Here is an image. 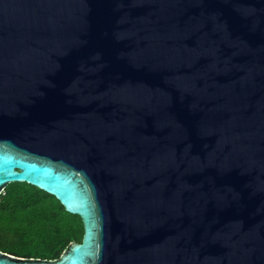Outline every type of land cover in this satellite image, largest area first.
I'll return each mask as SVG.
<instances>
[{"label":"water","instance_id":"95a60500","mask_svg":"<svg viewBox=\"0 0 264 264\" xmlns=\"http://www.w3.org/2000/svg\"><path fill=\"white\" fill-rule=\"evenodd\" d=\"M11 184L85 232L0 264H264V0H0Z\"/></svg>","mask_w":264,"mask_h":264},{"label":"trees","instance_id":"16d2710c","mask_svg":"<svg viewBox=\"0 0 264 264\" xmlns=\"http://www.w3.org/2000/svg\"><path fill=\"white\" fill-rule=\"evenodd\" d=\"M0 207V251L19 258L59 259L84 236L82 218L36 187L11 184Z\"/></svg>","mask_w":264,"mask_h":264},{"label":"flooded vegetation","instance_id":"af4514ba","mask_svg":"<svg viewBox=\"0 0 264 264\" xmlns=\"http://www.w3.org/2000/svg\"><path fill=\"white\" fill-rule=\"evenodd\" d=\"M28 185V184H27ZM11 185H9L6 190L10 187ZM4 197H6V195L4 194V192L2 193V195L0 196V207L2 206L3 204V200H4Z\"/></svg>","mask_w":264,"mask_h":264}]
</instances>
